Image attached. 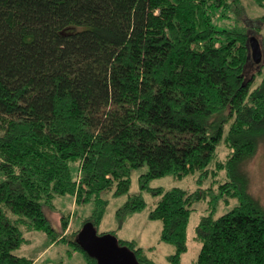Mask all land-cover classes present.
I'll list each match as a JSON object with an SVG mask.
<instances>
[{
	"label": "trees",
	"instance_id": "trees-1",
	"mask_svg": "<svg viewBox=\"0 0 264 264\" xmlns=\"http://www.w3.org/2000/svg\"><path fill=\"white\" fill-rule=\"evenodd\" d=\"M217 16L228 24L220 28ZM247 17L243 0H0V264L33 263L15 252L22 227L53 234L44 207L56 196L95 198L83 225L96 229L101 193L128 194L142 167L141 188L198 175L193 191H153L161 198L149 215L174 246L170 264H182L197 202L206 208L195 264H264V203L247 171L264 142V74L252 87L264 50L246 74L251 31L260 34ZM145 206L129 195L119 223ZM60 224L65 233L70 216ZM110 234L152 264V247ZM84 253L83 264H98Z\"/></svg>",
	"mask_w": 264,
	"mask_h": 264
},
{
	"label": "rangeland",
	"instance_id": "rangeland-1",
	"mask_svg": "<svg viewBox=\"0 0 264 264\" xmlns=\"http://www.w3.org/2000/svg\"><path fill=\"white\" fill-rule=\"evenodd\" d=\"M247 11V22L256 26L259 35H255L251 31V36L264 39V7L259 6L254 0H243ZM258 17H261V23L258 28ZM254 21H253V20ZM215 24L220 28L226 26L229 21L225 18L217 16L214 19ZM253 29V28H252ZM264 50V48H263ZM249 67L245 69L255 72L258 69L251 57ZM262 73L256 75L252 87L257 86L264 74V60L262 62ZM251 73V72H250ZM220 156L227 153L223 142L220 143L218 150ZM145 170L135 169L131 176V185L128 194L115 196L113 191L106 190L101 193V198L106 200V207L103 218L96 227L98 234L114 232L119 239L135 240L139 246L144 248L152 247L148 252L152 264H170L168 256L174 252V246L170 243L160 240V230L162 222L160 219L150 217V211L155 206L156 202L161 198L160 194H155L153 191L160 188L164 192L172 188H182L187 191H193L199 186L198 175L196 173L186 176L177 177L174 175H165L156 177L149 181L147 188L140 186V173ZM247 171L250 175V190L264 203V142H261L255 156L248 162ZM211 178L204 185H208ZM141 195L146 202V206L123 217L121 223L117 215V210L128 200L129 195ZM237 203L236 199L230 200L229 205L219 207L217 215L229 210ZM95 198H91L86 202L76 203L75 197L71 194L56 196L52 206H45V214L49 218L54 231L53 234H48L42 230L27 229L22 227L24 240L16 249V254L24 255L33 260L32 264H83L86 261V255L83 248L76 244L79 242L81 228L83 222L96 208ZM206 204L197 202L195 209L191 213L188 224V248L181 256L182 264H195L200 242L195 237V227L199 223L200 218L205 213ZM70 216V227L63 233L60 219L61 215ZM80 230L79 232H77ZM65 234L64 238H61ZM57 237V240L54 241Z\"/></svg>",
	"mask_w": 264,
	"mask_h": 264
},
{
	"label": "water",
	"instance_id": "water-1",
	"mask_svg": "<svg viewBox=\"0 0 264 264\" xmlns=\"http://www.w3.org/2000/svg\"><path fill=\"white\" fill-rule=\"evenodd\" d=\"M251 57L255 63L263 59V49L256 36H250ZM79 237V244L98 264H145L137 260L134 252L125 245H120L117 238L110 234H97L91 222L83 225Z\"/></svg>",
	"mask_w": 264,
	"mask_h": 264
},
{
	"label": "crops",
	"instance_id": "crops-1",
	"mask_svg": "<svg viewBox=\"0 0 264 264\" xmlns=\"http://www.w3.org/2000/svg\"><path fill=\"white\" fill-rule=\"evenodd\" d=\"M68 228H69V227H68ZM68 228H67V229H68ZM65 232H66V231H65ZM150 247H151V246H150ZM151 249H152V248H151ZM151 249H150V250H151ZM148 252H149V251H148Z\"/></svg>",
	"mask_w": 264,
	"mask_h": 264
}]
</instances>
